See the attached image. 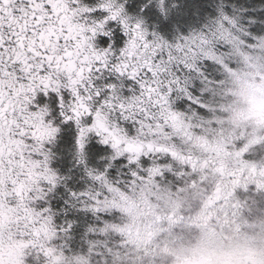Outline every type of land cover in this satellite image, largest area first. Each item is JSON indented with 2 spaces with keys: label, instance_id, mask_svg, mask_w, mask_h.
I'll use <instances>...</instances> for the list:
<instances>
[{
  "label": "snow or ice",
  "instance_id": "snow-or-ice-1",
  "mask_svg": "<svg viewBox=\"0 0 264 264\" xmlns=\"http://www.w3.org/2000/svg\"><path fill=\"white\" fill-rule=\"evenodd\" d=\"M256 87L228 0H0V264H264Z\"/></svg>",
  "mask_w": 264,
  "mask_h": 264
},
{
  "label": "clouds",
  "instance_id": "clouds-1",
  "mask_svg": "<svg viewBox=\"0 0 264 264\" xmlns=\"http://www.w3.org/2000/svg\"><path fill=\"white\" fill-rule=\"evenodd\" d=\"M251 104L254 109L253 115H261L264 113V88L256 87L253 90L251 95ZM237 258H243L245 260H251L252 257L250 255L244 254L239 255ZM209 257L206 253H200L197 256L193 257V260H208Z\"/></svg>",
  "mask_w": 264,
  "mask_h": 264
},
{
  "label": "trees",
  "instance_id": "trees-1",
  "mask_svg": "<svg viewBox=\"0 0 264 264\" xmlns=\"http://www.w3.org/2000/svg\"><path fill=\"white\" fill-rule=\"evenodd\" d=\"M179 2L190 7L195 3H204L205 0H196L193 3H188V5L183 0H179ZM228 2L249 9V15H257L264 18V0H228ZM258 29L259 25H257Z\"/></svg>",
  "mask_w": 264,
  "mask_h": 264
},
{
  "label": "rangeland",
  "instance_id": "rangeland-1",
  "mask_svg": "<svg viewBox=\"0 0 264 264\" xmlns=\"http://www.w3.org/2000/svg\"><path fill=\"white\" fill-rule=\"evenodd\" d=\"M187 5H188V3H193V2H195L196 0H183Z\"/></svg>",
  "mask_w": 264,
  "mask_h": 264
}]
</instances>
